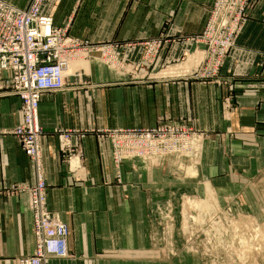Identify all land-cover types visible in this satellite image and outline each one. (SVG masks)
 I'll return each mask as SVG.
<instances>
[{
  "label": "crops",
  "instance_id": "1",
  "mask_svg": "<svg viewBox=\"0 0 264 264\" xmlns=\"http://www.w3.org/2000/svg\"><path fill=\"white\" fill-rule=\"evenodd\" d=\"M24 9L31 0H5ZM213 0H45L53 24L80 40L115 42L126 65L140 70L105 72L92 61L89 72L66 77L65 87L46 92L38 116L48 207L67 223V257L47 264H161L157 222L186 186L203 182L215 191L236 186L264 166V0H257L221 69L222 83L190 77L180 63L201 47ZM164 37L154 69L143 44ZM198 41V40H197ZM128 63V64H127ZM188 63V62H186ZM165 67L167 69H165ZM0 75V264L34 248L32 216L25 193H9L14 182L34 184V164L14 135L3 132L21 121L20 101L6 94ZM230 98V102L226 97ZM185 120L206 132L200 140L196 175L167 160L157 166L125 161L116 180L111 145L99 130L149 127L160 119ZM60 131H74L71 152L59 146ZM200 150V148H199ZM165 211V210H164ZM163 264H170L169 261ZM171 264H174L171 262Z\"/></svg>",
  "mask_w": 264,
  "mask_h": 264
},
{
  "label": "built area",
  "instance_id": "2",
  "mask_svg": "<svg viewBox=\"0 0 264 264\" xmlns=\"http://www.w3.org/2000/svg\"><path fill=\"white\" fill-rule=\"evenodd\" d=\"M44 0H31L24 9L0 0V75L8 93L20 101L21 121L7 131L17 139L27 159L34 164V184L15 182L7 192L25 193L32 216L34 248L29 255L17 258V264H47L53 257H67L69 227L58 213L47 204V183L43 176L41 137L43 135L38 110L40 99L46 92H57L66 85L68 66L80 52H91L89 41L67 36L64 29L53 24L51 16L43 15ZM252 0H215V7L208 25L198 35L209 51V66L205 70L212 75L218 71L235 44L239 32L246 23V11ZM166 41L163 37L152 39L154 52ZM106 51V50H105ZM216 57H218L216 59ZM176 120H168L161 130L147 132L113 130L109 133L113 145V159L117 165L121 159L138 157L150 160L169 154H178L185 148V126ZM74 131H60L59 146L71 152L70 138ZM190 142V141H189ZM147 163V162H146Z\"/></svg>",
  "mask_w": 264,
  "mask_h": 264
},
{
  "label": "rangeland",
  "instance_id": "3",
  "mask_svg": "<svg viewBox=\"0 0 264 264\" xmlns=\"http://www.w3.org/2000/svg\"><path fill=\"white\" fill-rule=\"evenodd\" d=\"M256 2L257 0H252L246 11L245 19L247 21L251 11L256 6ZM214 4L215 0L211 4L207 20L214 10ZM42 14L48 15L43 12ZM208 21L204 29L207 27ZM57 27L64 29L67 34L65 27ZM198 35L195 36V40L201 47L196 50L198 52L193 55L192 59L186 61L188 63H180L179 67L191 69L186 73H189L190 77L195 78V80L222 83L220 71L224 67L226 58L235 47L238 37L235 44L229 49L230 51L224 58L221 67L212 75L207 73L205 69L209 66L214 67V65H207L209 51H207V45L200 41ZM67 36L69 35L67 34ZM152 39L143 44V59L149 70L154 69V59L160 48L158 47L156 53L154 52L155 47H152ZM80 41L86 42L89 40ZM168 41L166 39L164 42ZM91 44V52H80V55L72 60L67 68L68 74L66 77L86 74L89 72L92 61L104 66L105 72L123 74L126 71L140 70L138 64L129 66L119 59L116 53L118 44L115 42L102 41V43L91 42ZM165 69L167 68L165 67ZM3 89L6 94H9L8 89L5 87ZM230 98L232 99L230 95L226 97L228 102H230ZM179 122L182 123L181 126H185V135L189 137L187 139L190 141L184 140L186 145L181 153L169 154L165 157H151L150 160H145V162L138 157L121 159L117 165L113 159L110 132L113 130H118L117 132L128 130L147 132L153 129L159 131L168 125V120L165 118L160 119L149 127L100 129L99 136L107 138L111 145V159L115 167L116 180L121 181L122 176L119 170L122 163L134 161L135 159L141 160L147 166H157L167 160H172L176 164L179 163V166L175 168L182 172L181 174H185L187 177L195 176V168L199 164L201 154L200 140L207 138V134L185 120ZM250 172L253 175L246 176V180L238 181L236 186L223 187L221 189L224 190L223 192L218 191L217 193L214 188L205 182L200 186L199 192L194 190L192 184L186 186V191L182 192L179 200L164 209L165 211L163 210L165 214H169L171 217H168L167 221L157 222V228L161 231L157 241L158 247L153 248L159 251L158 256L161 262L166 263L169 261L170 264L171 262L174 264H264V166L257 172L254 169Z\"/></svg>",
  "mask_w": 264,
  "mask_h": 264
}]
</instances>
